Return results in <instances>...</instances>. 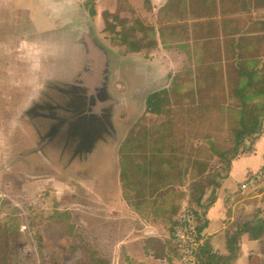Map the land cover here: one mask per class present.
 Returning a JSON list of instances; mask_svg holds the SVG:
<instances>
[{"label": "rangeland", "instance_id": "1", "mask_svg": "<svg viewBox=\"0 0 264 264\" xmlns=\"http://www.w3.org/2000/svg\"><path fill=\"white\" fill-rule=\"evenodd\" d=\"M140 6L137 12L126 6L123 18L105 13L101 30L86 22L105 64L89 63L84 52L78 71L72 26L32 35L26 20L12 31L8 22L1 25L0 41L43 36L49 49L59 45L60 56L42 46L34 53L15 45L17 51H0V264H71L91 255L108 264H138L126 255L128 249L137 254V243L123 240L137 223L151 220L162 224L174 256V219L185 206L198 209L197 197L207 205L212 184L227 177L239 128L238 69L257 70L264 85V0H141ZM41 89L47 98L27 113ZM157 92L164 106L151 113L145 101ZM55 103L65 111L59 121L68 131L96 128L91 146L83 132L80 142L66 137L38 154L57 122ZM105 157L137 216L96 226L90 192L94 162ZM242 184L239 199L249 203L233 233L264 219V179L244 191ZM257 243L250 260L264 264V233Z\"/></svg>", "mask_w": 264, "mask_h": 264}, {"label": "crops", "instance_id": "2", "mask_svg": "<svg viewBox=\"0 0 264 264\" xmlns=\"http://www.w3.org/2000/svg\"><path fill=\"white\" fill-rule=\"evenodd\" d=\"M90 1L91 4L88 5L87 0H0V28L3 22H8L6 30L12 31L13 27H22V20H26V29L35 32L32 35H44L52 33L55 30L64 29L68 25L72 26L70 28L72 29L74 47L80 54V62L75 69V71H78L82 68L84 52L86 53L89 43H93V36L87 30L88 25L86 22L88 20L93 21L96 29L101 30L104 27L103 15L105 13L111 15L118 12L121 18H123L128 14L126 6L131 7L135 12L141 7V0ZM161 1L164 0H149L151 5H156ZM14 23L16 26H13ZM47 43L43 36L37 40L20 39L15 41L13 39L5 42L0 41V51H17L18 49H13V45H15L19 50L24 51L26 49L34 53L37 52V48L42 46L46 48L47 52H56L58 49L57 56L59 57V45L56 50H53L49 49L50 45ZM30 58L31 60L34 59L33 54H31ZM108 69H110L108 80L109 83H112L113 75L111 74L110 65H108ZM28 80L29 77L24 78L26 86L30 84ZM43 92V89H41L38 96L32 98L27 103V108H30L27 113L30 112L29 110L33 106L37 104V108L38 104H41L47 98L46 93ZM27 93L26 88L22 97L27 99ZM13 123L17 122L14 121ZM42 141H40L39 145L40 147L42 146V150L38 154H41L45 149L53 151L57 146H60L58 142L42 144ZM32 156L35 158L34 160L38 158L35 155ZM94 158L96 156L92 160ZM105 159V161L103 159L99 161L102 164L93 161L98 171H95V182L90 192V211L96 226L103 220H105V223L112 219L123 220L131 218L132 213L137 216L134 206L129 204L123 197V190L118 185V176L115 179L114 171H112L111 160L108 157H105ZM261 168H264V133L255 140L250 153L239 155L236 159L232 160L227 177L222 180L219 188L216 190L215 202L203 213L204 223H206V226L203 227V234L206 237L204 250L208 248L210 253L215 254L221 259V263L225 262L226 258L230 255L227 249V239L230 237L229 233H233L237 228L242 207L247 208V203H249L245 199H239L238 187L249 175ZM109 172L113 174L112 179L107 176ZM208 195L209 192H207L206 197ZM139 222H142L140 218ZM143 225V223H137L135 231L126 233L128 235L126 238L124 237L123 244L132 245L137 243L138 245L136 255L128 249L126 254L127 260H132L138 264H176V253H174V256L168 253L167 246L169 243L167 236L164 235L162 224L151 220L147 226ZM237 241L239 249L235 258L230 260L229 264H253L250 260V255L252 254V250H254V253L258 250V240H251L248 233L244 232L237 238ZM203 258L206 259L207 255L205 254Z\"/></svg>", "mask_w": 264, "mask_h": 264}, {"label": "trees", "instance_id": "3", "mask_svg": "<svg viewBox=\"0 0 264 264\" xmlns=\"http://www.w3.org/2000/svg\"><path fill=\"white\" fill-rule=\"evenodd\" d=\"M238 72L241 76L242 82V85L238 89V98L240 102L239 128L234 131L235 144L232 152L230 153V159L227 162L229 167L232 160L236 159L239 155L250 153L255 140L264 133V85L260 86V75L257 70H247L244 66L240 67ZM162 94V92L152 93L146 98L145 105L149 112H157L164 106L165 99L161 97ZM255 100L259 101L253 102ZM247 144L251 145L249 146ZM228 172L229 168L227 169V173ZM225 178L226 177H222V179ZM212 186L213 190L210 195L211 200L207 205L200 204L201 197L195 198V203L198 205V209L202 210L203 213L215 202L216 189H218L220 185L214 182ZM205 226L206 223L203 224V227ZM244 232L248 233L251 240H258L264 233V219L257 220L252 225H245L242 229L233 233V235L227 239V249L230 255L226 258L225 262L221 263V259L219 257L210 253L208 248H205L203 256L206 254L207 258H203V263L229 264V261L235 258L238 251L235 247L236 238ZM91 256V258L87 257L83 262L71 264H108L102 259L96 258L93 255Z\"/></svg>", "mask_w": 264, "mask_h": 264}, {"label": "built area", "instance_id": "4", "mask_svg": "<svg viewBox=\"0 0 264 264\" xmlns=\"http://www.w3.org/2000/svg\"><path fill=\"white\" fill-rule=\"evenodd\" d=\"M264 179V168L249 175L241 186L244 191ZM204 215L200 209L185 206L178 214L170 240L176 253V264H204L203 250L206 237L203 234Z\"/></svg>", "mask_w": 264, "mask_h": 264}, {"label": "flooded vegetation", "instance_id": "5", "mask_svg": "<svg viewBox=\"0 0 264 264\" xmlns=\"http://www.w3.org/2000/svg\"><path fill=\"white\" fill-rule=\"evenodd\" d=\"M36 108V105L33 106L32 110ZM52 108V115L53 117L52 118H55L57 119V122L56 124H51L49 127H48V131L47 133L45 134V137L42 139V144H46V143H50V142H58L59 144L60 143H63V140H66V139H69L70 142H80L82 140V137L85 135L86 133V141L88 142V145H92V141L94 139V132H97L95 129L96 128H93V127H86L84 129L83 133L81 135H79L80 133V129L79 127L77 128V131L73 129V131H71L69 129V131L67 129H65L63 123H61L59 121V118L61 116H63L61 113H64L65 111L62 110V106L58 103H55L53 105V107L51 106ZM63 118V117H62ZM66 130L68 132H66ZM80 136V138H79ZM82 136V137H81ZM66 137H69V138H66ZM66 138V139H65ZM56 139V140H55ZM97 141V140H96ZM90 143V144H89Z\"/></svg>", "mask_w": 264, "mask_h": 264}, {"label": "water", "instance_id": "6", "mask_svg": "<svg viewBox=\"0 0 264 264\" xmlns=\"http://www.w3.org/2000/svg\"><path fill=\"white\" fill-rule=\"evenodd\" d=\"M86 55L89 63L94 64L96 61H99L100 65L105 64L103 51L95 43H89Z\"/></svg>", "mask_w": 264, "mask_h": 264}]
</instances>
